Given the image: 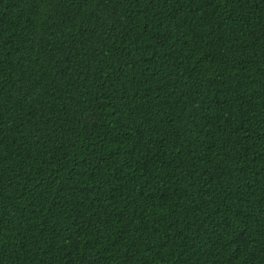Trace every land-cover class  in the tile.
<instances>
[{"label":"trees","instance_id":"trees-1","mask_svg":"<svg viewBox=\"0 0 264 264\" xmlns=\"http://www.w3.org/2000/svg\"><path fill=\"white\" fill-rule=\"evenodd\" d=\"M0 264H264V0H0Z\"/></svg>","mask_w":264,"mask_h":264}]
</instances>
